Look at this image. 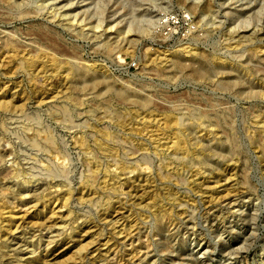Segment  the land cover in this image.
<instances>
[{
  "label": "rangeland",
  "instance_id": "rangeland-1",
  "mask_svg": "<svg viewBox=\"0 0 264 264\" xmlns=\"http://www.w3.org/2000/svg\"><path fill=\"white\" fill-rule=\"evenodd\" d=\"M54 1L0 0V100L17 107L0 108V264H264V134L252 141L264 99L239 101L213 84L224 71L225 80L264 88V0ZM67 10L85 11L83 22L59 14ZM164 11L181 17L172 36L154 24ZM114 18L120 29H109ZM177 56L206 67L211 80L193 68L163 72ZM122 92L157 99L177 122L145 127L153 108L123 102ZM208 95L237 109L212 115ZM195 108L221 123L190 118ZM47 129L64 160L42 144ZM178 131L187 138L179 152L170 139ZM163 135L169 140L158 142ZM85 138L94 150L76 142ZM88 166L98 168L93 189L82 184Z\"/></svg>",
  "mask_w": 264,
  "mask_h": 264
},
{
  "label": "bare ground",
  "instance_id": "bare-ground-1",
  "mask_svg": "<svg viewBox=\"0 0 264 264\" xmlns=\"http://www.w3.org/2000/svg\"><path fill=\"white\" fill-rule=\"evenodd\" d=\"M52 1H54V0H52ZM57 1V0H56ZM67 1V0H66ZM75 1V0H74ZM257 1V0H256ZM55 2V1H54ZM226 2V1H225ZM253 2V1H252ZM9 3V2H8ZM65 3H67V2H65ZM64 3V4H65ZM29 4V3H28ZM72 4H73V2H70L69 1V6H72ZM75 4V3H74ZM224 4V3H223ZM15 5V4H14ZM19 5V4H18ZM43 5V4H42ZM41 5V6H42ZM66 5H68V3L66 4ZM225 5V4H224ZM228 5V4H227ZM17 6V5H16ZM39 6V5H38ZM63 6V5H62ZM61 6V7H62ZM229 6H231V5H229ZM233 6V5H232ZM20 7V6H19ZM40 7V6H39ZM39 7L37 8V9H39ZM64 7H68V6H64ZM248 7V6H247ZM251 7H252V5H251ZM250 6H249V8H251ZM254 7V6H253ZM193 9V10H196V11H201V12H204V10H205V6H199V5H197L196 3H192L191 4V7H190V9ZM230 8V7H229ZM41 9V8H40ZM70 9V8H69ZM207 9V8H206ZM233 9V8H232ZM231 9V10H232ZM248 9V8H247ZM158 10H160V9H158ZM165 10V9H164ZM168 10V9H167ZM238 10V9H237ZM242 10V9H241ZM24 11V10H23ZM28 11V10H27ZM40 11V10H39ZM68 11V10H67ZM81 11V10H80ZM234 11H235V9H234ZM249 11V10H248ZM25 12V11H24ZM35 12V11H34ZM37 12H38V10H37ZM74 12V13H73ZM81 12H85V11H81ZM81 12H79V11H72V10H69L67 13H63V12H59V14H63L62 16H64V15H66V17L68 18H71L72 19V21H71V23H73V22H75V21H79V23L82 21L83 22V19H81V17H83L84 16V14H83V16H81L82 14H81ZM88 12V11H87ZM165 12V11H164ZM167 12V11H166ZM56 13V12H55ZM89 13V12H88ZM230 13V12H229ZM228 13V14H229ZM236 15H238V13H241L239 10L238 11H236V12H234ZM227 14V15H228ZM245 14V13H244ZM87 15H89V14H87L86 13V18H87ZM232 15V14H231ZM55 16V15H54ZM53 16V17H54ZM65 17V18H66ZM55 18V17H54ZM85 17H84V21H85V19H86ZM232 18H234V17H232ZM101 20V19H100ZM115 18L113 19V20H110L109 22H110V24L112 23V22H115ZM87 21L89 22L90 21V19L88 20L87 19ZM97 21H99V19L97 20ZM96 21V22H97ZM102 21V20H101ZM157 21V20H156ZM93 22V21H92ZM100 22V21H99ZM96 23V25L94 24V26L92 27V28H94V27H99L100 25H101V23ZM108 22V23H109ZM243 22V21H242ZM77 23V22H76ZM104 23V22H103ZM119 23H120V21H118L117 23H114L113 25L111 24V26H109L110 28L109 29H113V28H115V29H118L120 26H119ZM239 23H240V21H239ZM154 24H156L155 25V27L157 26V22H155ZM250 24H252V23H250ZM69 25V24H68ZM78 25V24H77ZM88 25V24H87ZM89 25H91V24H89ZM93 25V24H92ZM109 25V24H108ZM244 25V24H243ZM248 25V24H247ZM70 26V25H69ZM73 26V25H72ZM237 26V25H236ZM249 26V25H248ZM254 26V25H253ZM71 27V26H70ZM91 27V26H90ZM125 27V26H124ZM238 27V26H237ZM256 27V26H255ZM262 27V26H261ZM96 28H94V29H96ZM239 28V27H238ZM240 28H242V27H240ZM247 28H249V27H247ZM98 29V28H97ZM120 29V28H119ZM125 29V28H124ZM246 29V28H245ZM263 29V28H262ZM123 30V29H122ZM156 30V29H155ZM119 31V30H118ZM131 31V26L129 27V29L127 30V31H124L125 33H129ZM235 31V30H234ZM240 31V30H239ZM35 32V31H34ZM123 31H121V33H122ZM236 32V31H235ZM259 32V31H258ZM27 33V32H26ZM189 33V32H188ZM37 34V33H36ZM242 34V33H241ZM255 34V33H254ZM9 35H11V34H9ZM28 35V34H27ZM31 35V34H30ZM32 35H33V33H32ZM38 35V34H37ZM238 35V37H239V35H240V33L239 34H237ZM128 36V35H127ZM245 36H247V35H242L241 37H239V38H243V37H245ZM9 38V37H8ZM41 38V37H40ZM125 38V37H124ZM234 38V37H233ZM7 39V38H6ZM55 39V38H54ZM246 39H248V37L246 38ZM124 40H127V39H124ZM241 40V39H240ZM252 40V39H251ZM51 41H53V40H51ZM131 41L132 40H129L128 39V44L130 43L131 44ZM8 42V41H7ZM18 42V41H17ZM57 42H58V40H57ZM12 44V43H11ZM19 44V43H18ZM61 44V43H60ZM125 44V43H124ZM19 45H21V44H19ZM23 45H24V43H23ZM65 45V44H64ZM18 46V45H17ZM26 46V45H25ZM28 46V45H27ZM26 46V47H27ZM66 46V45H65ZM129 46V45H128ZM15 47V46H14ZM22 47V46H21ZM61 47V46H60ZM11 47L9 46L8 47V51H10L11 49H10ZM18 48V47H17ZM52 48V47H51ZM54 48V47H53ZM65 48V47H64ZM46 49V48H45ZM58 49V48H57ZM56 50V49H55ZM54 50V51H55ZM63 50V49H62ZM62 50H60V51H62ZM66 50H68V49H66ZM35 51V50H34ZM40 52V51H39ZM59 52V51H58ZM67 52V51H66ZM71 52V51H70ZM260 52V51H259ZM68 53H69V51H68ZM72 53V52H71ZM56 55V54H55ZM68 55H70V54H68ZM179 55V54H178ZM42 57V56H41ZM72 57H74V56H72ZM75 57H77V55L75 56ZM68 58H69V56H68ZM78 58H80V57H78ZM164 58V57H163ZM163 58H161V62L160 63H163V61H164V59ZM263 58H264V56H263ZM69 59H71V58H69ZM163 59V60H162ZM171 59V58H170ZM262 59V58H261ZM58 60L59 59H53L52 61L54 62V64H58L59 62H58ZM74 60V59H73ZM264 60V59H263ZM69 62V61H68ZM75 62H76V60H75ZM72 63V62H71ZM70 63V64H71ZM167 63H168V60H167V58H166V60H165V62L162 64V68L164 69V71L163 72H166V71H170V70H172V69H174V70H176V71H185L186 69L188 70V69H192L193 68V71L196 73V75L198 76V78H200V79H204V80H208V79H210L209 77V74H208V72L206 71V67L204 68V66H201V67H195L194 66V62H193V60L191 61V60H189V59H186V58H184V57H174L172 60H171V63L169 64V65H167ZM66 64H67V62H66ZM73 64V63H72ZM76 64V63H75ZM75 64H73L72 66H74ZM78 65V64H77ZM77 65H75V66H77ZM85 65V64H84ZM203 65V64H202ZM71 67V66H70ZM87 68V67H86ZM257 68V67H256ZM254 69V68H253ZM258 70H260V68H257ZM256 69V70H257ZM262 69H264V68H262ZM217 72V74H218V71H216ZM262 72H263V70H262ZM219 73L220 74H222V76H224L225 75V79H227V77H229V79L232 77V76H230L231 74L229 73V72H220L219 71ZM164 74V73H163ZM215 74V73H214ZM165 75V74H164ZM216 75V74H215ZM214 75V76H215ZM77 77V76H76ZM168 78V77H167ZM213 78V77H212ZM215 78V77H214ZM223 78V77H222ZM221 78V81H217L216 83H213L214 85H218V88H223V89H226V90H228V91H230L233 95L232 96H236L237 98H238V100L239 101H241V100H248V99H264V88H262L260 85L257 87V85H255V83H253L252 81H248V79H244V77H242V78H240L239 77V81H238V79H237V81H228V80H223ZM101 79V78H100ZM211 80V79H210ZM94 81V80H93ZM202 81V80H201ZM97 82V81H96ZM105 82H106V79H105ZM101 83H104V80H99V85L98 86H100L101 85ZM96 84H98V82L96 83ZM95 84V85H96ZM107 87V86H106ZM98 88V87H97ZM256 88H259V89H256ZM260 88H262V89H260ZM96 88H94V90H95ZM113 89V88H112ZM104 90H106V89H104ZM109 90H111V86L110 85H108V88H107V91H109ZM113 90H116V89H113ZM120 91H122V90H120ZM133 91V90H132ZM102 92H104V91H102ZM102 92H101V94H100V92H97V93H99V95H101L102 96V98L103 97H105L106 96V94L108 93V92H106V93H104V94H102ZM118 91L116 90L115 91V94L117 93ZM130 92V91H129ZM135 92V91H134ZM133 92V93H134ZM111 93V92H110ZM114 93V92H113ZM230 93V94H231ZM185 94V93H184ZM169 95V94H168ZM86 96V95H85ZM171 96V95H170ZM186 96V95H185ZM212 96V95H211ZM84 97V96H83ZM82 96H80V99L81 98H83ZM121 97H122V99H123V102L125 101V100H129L131 103H132V105H137L136 107H139V108H141V109H143V111H145V109H151V108H153V110H151V112H149L148 114H145L144 116L145 117H143V119L142 120H144L143 122V124H145V127H146V125H147V127L151 124V123H153V122H155V121H157L158 123L160 122V120H165V122L167 121L168 123H170V124H168L170 127H172V125L173 124H175L176 122H177V118L175 117V115L173 114L174 112L172 111V110H169V108L165 105V104H163V103H161V102H159V101H157V99L155 100L154 98H152V97H150V96H142V95H138V94H128V92H122L121 93ZM165 97V96H164ZM199 97V96H198ZM207 97V96H206ZM113 98V97H112ZM201 98H203V97H201ZM79 99V98H78ZM77 99V100H78ZM101 99V98H100ZM105 99V98H104ZM104 99H102V100H104ZM169 99V98H168ZM110 100V99H109ZM108 100V101H109ZM165 100V99H164ZM171 100V99H170ZM188 100V99H187ZM76 101V100H75ZM107 101V100H106ZM107 101V102H108ZM120 101H122V100H120ZM119 101V102H120ZM204 101H206V105H208V107L210 106V107H212V108H214V109H212V115H213V111L215 112V113H219V111H223V112H225V113H227L228 115L229 114H231V113H233V111H235L236 109H237V104L236 105H230V106H225L224 104H227L228 105V103H230V100L228 99V100H221V99H216L215 97L213 98H210L209 97V95H208V98L206 99V100H204ZM105 102V101H104ZM126 102V101H125ZM196 102V101H195ZM198 102V101H197ZM202 102V101H201ZM256 102H257V100H256ZM82 103V102H81ZM80 103V104H81ZM193 103V102H192ZM83 104V103H82ZM172 104V103H171ZM203 104V103H202ZM223 104V108L222 109H216V108H219V106L220 105H222ZM182 105H185V104H182ZM200 105V104H199ZM204 105V104H203ZM170 106H173V105H170ZM12 107L14 108H17L16 107V105H15V101H12V100H9V101H1L0 100V108L1 109H12ZM193 107V106H192ZM253 107H256L255 105H254V102H251V103H249V106L247 107L248 109H252L253 110ZM108 108V107H107ZM188 108V107H187ZM194 108V107H193ZM199 108H201V107H199ZM257 108V107H256ZM105 109H106V107H105ZM155 109H157L158 111H162V113L163 114H155ZM171 109V108H170ZM190 109V108H189ZM202 109V108H201ZM205 109V108H204ZM15 110V109H14ZM109 111V110H108ZM190 112V118H192V119H198V120H200L201 122L200 123H203V122H205L206 124L207 123H209L210 121L211 122H213V120H214V118H216L215 117V115L214 116H212V115H210L209 113H207L209 110H207L206 109V111H204V110H198L197 108H195V110H189ZM173 112V113H172ZM210 112V113H211ZM112 113V112H111ZM114 113V112H113ZM170 113H172V114H170ZM189 113H188V115H189ZM118 114V113H117ZM144 114V113H143ZM125 115H127V114H125ZM187 115V114H186ZM217 115V114H216ZM120 116V115H119ZM122 116V115H121ZM120 116V117H121ZM135 116V115H134ZM141 116V115H140ZM147 116L149 117L148 119H147ZM180 116V115H179ZM261 115H257V118H255L256 120V123L257 124H259V121L260 120H262L261 118H258V117H260ZM142 117V116H141ZM180 117H182V114H181V116ZM183 118V117H182ZM181 118V119H182ZM189 118V119H190ZM129 120V119H128ZM184 120H185V118H184ZM187 120V119H186ZM123 121V120H122ZM127 121V120H126ZM125 121V123H127ZM183 121V120H182ZM182 121L180 120L179 121V124H180V122L182 123ZM189 121V120H188ZM214 121H220V119H215ZM205 123H203L204 125H205ZM214 123V122H213ZM220 123H221V121H220ZM225 123V122H224ZM263 123V122H262ZM124 124V123H123ZM178 124V123H177ZM216 123H214V125H215ZM226 124V123H225ZM224 124V125H225ZM130 124H128V126H129ZM180 125H182V124H180ZM188 125V127L189 126H194V124L192 123H189V124H187ZM209 125V124H208ZM219 125V124H218ZM223 125V124H222ZM221 125V126H222ZM223 125V126H224ZM227 125V124H226ZM177 126H179V125H177ZM215 126H217V125H215ZM230 126V125H229ZM106 127V126H105ZM48 128V127H47ZM50 128V127H49ZM36 130V129H35ZM48 130V129H47ZM106 130H107V128H106ZM130 130V129H129ZM259 130V129H258ZM36 131H38V129L36 130ZM108 131V130H107ZM128 131V130H127ZM41 133H42V131H40ZM182 132V131H181ZM259 134L257 135V137H256V135H255V139L254 138H252V141L253 142H256V140L257 141H259L260 139H262L263 138V134H264V127L262 128V130L260 131L259 130ZM114 133V132H113ZM263 133V134H262ZM40 134V133H39ZM45 136L43 137L44 138V142H42V144H44L45 146L44 147H46L47 146V149H48V147H49V149H50V151H52V153L53 154H55V155H53V156H56L57 158H59V160L61 161V159L60 158H62V156H61V154H62V151L64 150L63 148H62V146H61V139L60 140H58L57 139V137H55L52 133H51V130H48V131H45ZM133 134V133H132ZM191 134H192V132H191ZM105 135V134H104ZM115 135V134H114ZM226 135H227V132H226ZM229 135V134H228ZM106 136H108V135H106ZM109 137V136H108ZM112 137V136H111ZM196 137V136H195ZM230 137V136H229ZM248 137H249V134H248ZM197 138V137H196ZM34 139H35V137H34ZM114 139H115V137H114ZM169 140V138H168V135H167V137H165V135H163V137L162 138H158V142H161L162 140ZM170 139H171V142L173 143V145L172 146H174L175 147V149L179 152L180 150H182V148H183V146H184V144H185V141H186V135H182L179 131L175 134V136H173V137H170ZM39 140V139H38ZM37 139H35L34 140V142L36 141L37 142V144L36 143H34L35 145H38L39 147L41 146V142L40 141H38ZM117 140V139H116ZM190 140V139H189ZM228 140V139H227ZM264 140V139H263ZM109 141V140H108ZM124 141V140H123ZM122 141V142H123ZM188 141V140H187ZM195 141V140H194ZM63 142L64 141H62V145H63ZM80 146H82V147H86L87 149H90V150H94L93 148H89V147H91L89 144H87V138H85V139H79V140H77L76 141ZM250 142V141H249ZM262 142H264V141H262ZM33 143V142H32ZM257 143V142H256ZM33 144V145H34ZM65 144V143H64ZM67 144V143H66ZM65 144V145H66ZM120 144V143H119ZM197 144V143H196ZM34 145V146H35ZM97 145H99L100 147L103 145V144H97ZM188 145V144H187ZM38 146H36V147H38ZM43 146V145H42ZM77 146V145H76ZM79 146V147H80ZM260 146V145H259ZM64 147V146H63ZM124 147V146H123ZM258 147V146H257ZM43 147H41V149H42ZM108 148V147H107ZM106 148V149H107ZM204 148V147H203ZM262 148V147H261ZM63 149V150H62ZM138 149V148H137ZM149 149V148H148ZM184 149V148H183ZM186 149H187V146H186ZM45 150V149H44ZM86 151V150H85ZM129 151H132L131 149L129 150ZM195 151V150H194ZM262 152V155H261V157H262V159L264 160V150H263V148H262V150H261ZM137 152V151H136ZM186 152V151H185ZM190 151H188V153H189ZM197 152H199V151H197ZM66 153H67V151H66ZM90 153H92V152H90ZM96 153V152H95ZM117 153V152H116ZM97 154V153H96ZM191 154V153H190ZM194 154V153H193ZM197 154V153H196ZM200 154H202V153H200ZM199 154V157L200 158H202L204 155H200ZM66 155V154H65ZM68 155H70V154H68ZM73 155V154H72ZM98 155V154H97ZM219 155V154H218ZM223 155V154H222ZM116 156V155H115ZM144 156V155H143ZM142 156V157H143ZM197 156V155H196ZM66 157V156H65ZM70 158V157H69ZM98 158V157H97ZM100 158V157H99ZM145 158V160H146V157H144ZM204 158V157H203ZM205 158H207V156L205 157ZM63 159V158H62ZM143 159V158H142ZM64 160V159H63ZM100 160V159H99ZM150 160H151V158H149V159H147V161H145L146 163H150ZM66 161H68V159L66 160ZM88 161V160H87ZM142 161V160H141ZM143 161H144V159H143ZM63 162V161H62ZM73 162V161H72ZM89 162V161H88ZM52 163V162H51ZM60 164V163H59ZM66 164V163H65ZM89 164H91L90 162H89ZM52 165H55V164H53L52 163ZM51 165V166H52ZM57 165V164H56ZM63 165V164H62ZM101 165V164H100ZM64 166V165H63ZM65 167H66V165H65ZM96 167V166H95ZM55 168V167H54ZM59 168V167H58ZM77 168V167H76ZM89 168V166L87 167V169ZM128 168V167H127ZM149 168V167H148ZM46 169V168H45ZM49 169V168H48ZM63 169H65V168H63ZM63 169H60V172L62 171V173H67L68 174V172H66L65 170H63ZM68 169V168H67ZM143 169V168H142ZM69 170V169H68ZM67 170V171H68ZM73 170V169H72ZM51 171H53V169L51 170ZM50 171V169H49V172H51ZM55 171V170H54ZM54 171H53V174H52V176L53 175H55V174H57L58 173V171H56V173H54ZM87 171H89L90 173L87 175V178L83 181V183L82 184H84V186H86V185H88V186H92V187H84V188H87V189H93V186H94V184H95V182L97 181V175H98V168L97 169H94V170H92V168H89ZM62 173H60V174H62ZM71 173V172H70ZM15 174H16V172H15ZM67 174H65V175H67ZM19 175V174H18ZM48 175H49V173H48ZM69 175V174H68ZM56 176V175H55ZM58 176H60V175H57L56 177L58 178ZM100 176V175H99ZM61 178H63V176H61ZM68 178V177H67ZM85 178V177H84ZM70 183V182H69ZM11 184V183H10ZM86 184V185H85ZM17 185V184H16ZM16 185L14 184V186L16 187ZM19 185V184H18ZM61 184L60 183H58V184H56L55 186H60ZM65 185V184H64ZM68 185V184H67ZM13 186V187H14ZM15 187H14V189H15ZM22 187V186H21ZM62 187V186H61ZM65 187V186H64ZM68 187V186H67ZM19 188V187H18ZM23 188H25V191L27 192L28 191V189H29V187H25L24 185H23ZM83 188V187H82ZM83 188V189H84ZM22 191H24V189L22 190ZM35 191H38V188H36V189H34V193H36ZM29 194V193H28ZM38 195V194H37ZM91 195V194H90ZM36 196V195H35ZM28 197V196H27ZM38 197V196H37ZM67 197V196H66ZM81 198H82V196H81ZM65 199V198H64ZM68 200V198H66L63 202V205L61 206V207H64V206H66V201ZM38 201V200H37ZM30 202V201H29ZM24 203H27V202H24ZM232 203H233V201H232ZM235 204V203H234ZM31 206V205H30ZM34 206V205H33ZM247 206V205H246ZM60 207V208H61ZM240 207V206H239ZM240 210V209H239ZM241 211V210H240ZM52 214L50 215V218H52V217H54V214L56 213V212H54V210H53V212H51ZM236 213V212H235ZM245 215V214H244ZM249 215V214H248ZM49 218V217H48ZM39 222V221H38ZM36 223H37V221H36ZM40 224H42V225H44V226H46V222H45V220H43L42 221V223L41 222H39ZM12 237V236H11ZM247 237V236H246ZM8 241V240H7ZM13 241V240H12ZM223 241V240H222ZM248 244H249V242H248ZM251 244V243H250ZM246 245V244H245ZM5 246V245H4ZM248 246V245H247ZM48 262V261H47ZM46 262V263H47ZM207 262V261H206ZM205 264V263H204Z\"/></svg>",
  "mask_w": 264,
  "mask_h": 264
},
{
  "label": "built area",
  "instance_id": "built-area-1",
  "mask_svg": "<svg viewBox=\"0 0 264 264\" xmlns=\"http://www.w3.org/2000/svg\"><path fill=\"white\" fill-rule=\"evenodd\" d=\"M184 20L188 21V17L184 18ZM180 21L181 17L177 13L165 12L157 20V31L161 35L172 36L175 33V27L180 24Z\"/></svg>",
  "mask_w": 264,
  "mask_h": 264
}]
</instances>
